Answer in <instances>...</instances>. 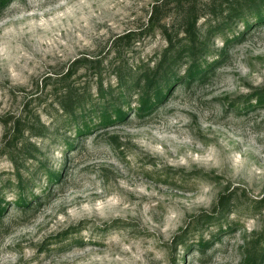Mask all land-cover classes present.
Returning a JSON list of instances; mask_svg holds the SVG:
<instances>
[{"label": "rangeland", "instance_id": "obj_1", "mask_svg": "<svg viewBox=\"0 0 264 264\" xmlns=\"http://www.w3.org/2000/svg\"><path fill=\"white\" fill-rule=\"evenodd\" d=\"M0 264H264V0H0Z\"/></svg>", "mask_w": 264, "mask_h": 264}, {"label": "trees", "instance_id": "obj_2", "mask_svg": "<svg viewBox=\"0 0 264 264\" xmlns=\"http://www.w3.org/2000/svg\"><path fill=\"white\" fill-rule=\"evenodd\" d=\"M251 11H252V10H251ZM258 16H259V18H262V15L259 14ZM146 104H147V103H146ZM146 104H145V108H146V106L148 105V104H147V105H146Z\"/></svg>", "mask_w": 264, "mask_h": 264}]
</instances>
